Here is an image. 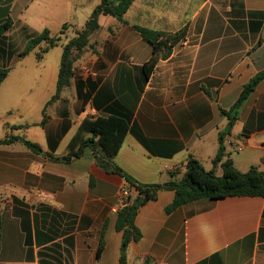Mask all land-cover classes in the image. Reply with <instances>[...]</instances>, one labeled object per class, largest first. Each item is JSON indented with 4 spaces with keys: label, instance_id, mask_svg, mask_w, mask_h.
Here are the masks:
<instances>
[{
    "label": "crops",
    "instance_id": "1",
    "mask_svg": "<svg viewBox=\"0 0 264 264\" xmlns=\"http://www.w3.org/2000/svg\"><path fill=\"white\" fill-rule=\"evenodd\" d=\"M100 3L0 0V25L12 22L0 35V67L10 69L0 87V141L24 136L43 151L0 145V264H119L124 177L100 169L90 149L70 164L47 154L65 156L84 120L113 115L130 121L114 162L139 183H168L171 172L182 178L191 156L210 171L229 122L221 111L264 73V0H134L125 23L100 17L70 86L47 105L60 71L47 65V55L72 39L66 32L77 36ZM134 26L168 34L187 29L148 79L143 67L153 46ZM45 30L65 39L41 62L37 49L20 58ZM225 148L224 161L240 172L253 166L264 172V78ZM216 172L222 175L221 164ZM174 199V191L161 190L140 209L142 239L130 246L128 264H264L263 197L202 199L167 213Z\"/></svg>",
    "mask_w": 264,
    "mask_h": 264
},
{
    "label": "trees",
    "instance_id": "2",
    "mask_svg": "<svg viewBox=\"0 0 264 264\" xmlns=\"http://www.w3.org/2000/svg\"><path fill=\"white\" fill-rule=\"evenodd\" d=\"M134 0H101V3L94 9L84 28L77 33V36L69 40L63 46V54L60 63V71L55 96L47 105L55 102L62 91L70 86L75 73V64L90 46V40L94 33L100 30V17L111 16L117 18L121 23H125L124 16L130 10ZM12 26V22L7 20L0 25V35L6 33ZM67 27H64V30ZM140 36L153 46V55L144 67L145 79H148L153 73L160 59H166L172 53V48L180 41L184 40L187 29H182L177 33L168 34L164 32L152 31L140 26H134ZM63 34V31L62 33ZM62 37H51L49 30L32 38L20 53V58L31 54L39 48L36 57L42 61L47 53L58 46ZM10 69L0 68V87L6 80ZM264 73L254 77L229 111L222 110L223 116L228 118V126L219 135V150L213 160L214 167L207 171L201 162L191 156L186 165V171L182 178H176V174L171 172L172 180L165 184L146 185L139 183L133 177L126 175L114 162L119 154L126 136L130 129V121L119 116H109L107 118L86 119L81 124L78 132L71 140L68 153L62 157H55L47 154L54 161L70 164L73 160L84 156L87 149L93 152L96 165L106 173L117 174L125 178L128 186V196L124 205L118 212L116 230L122 233V244L120 251L119 264H128V250L133 243L142 239V233L136 226V218L140 209L148 202L157 199V194L161 190H170L175 192L173 203L166 209L167 213L174 212L178 208L202 199H221L226 197H263L264 198V172L259 167H251L246 173L240 172L230 158L227 157L225 140L231 135L232 129L236 124L239 112L243 105L255 90L258 84L263 80ZM46 116L44 111L45 124ZM9 130H17V127H11ZM20 143L28 150L36 154H42V148L24 136L7 135L6 139L0 141V145H11ZM264 163V160H262ZM221 164L223 173L217 175V167ZM93 185V179H91ZM134 190V193H133ZM1 209V200H0ZM103 236L97 252V258H100L104 250ZM0 251H1V219H0Z\"/></svg>",
    "mask_w": 264,
    "mask_h": 264
},
{
    "label": "rangeland",
    "instance_id": "3",
    "mask_svg": "<svg viewBox=\"0 0 264 264\" xmlns=\"http://www.w3.org/2000/svg\"><path fill=\"white\" fill-rule=\"evenodd\" d=\"M89 20V19H88ZM87 20V21H88ZM86 25V23H84L82 26H85ZM66 34L67 35H69V37L68 38H73V37H75V33L73 32V31H69V32H66ZM65 39V38H64ZM64 39H62V40H64ZM60 47H57V48H55V49H53V50H51L50 51V53L47 55V57H46V63H47V65H55L56 67H58V66H60V62H61V58H62V54H63V48H61L62 46L61 45H59ZM38 49L39 48H37V50L36 51H38ZM32 58V60L33 59H35V57L32 55L31 56ZM34 61V60H33ZM1 68V67H0Z\"/></svg>",
    "mask_w": 264,
    "mask_h": 264
},
{
    "label": "built area",
    "instance_id": "4",
    "mask_svg": "<svg viewBox=\"0 0 264 264\" xmlns=\"http://www.w3.org/2000/svg\"><path fill=\"white\" fill-rule=\"evenodd\" d=\"M236 150L237 151H242L243 150L242 145H238L236 147ZM124 180H125V178H124ZM125 182H126V180H125ZM128 186L129 185L126 182L125 185H124V187L122 188L121 197L123 198V201H125L126 198H127V196H128ZM39 195L42 196V197H45L46 196V194H44V193H40ZM114 211L115 212H118V208H115Z\"/></svg>",
    "mask_w": 264,
    "mask_h": 264
}]
</instances>
